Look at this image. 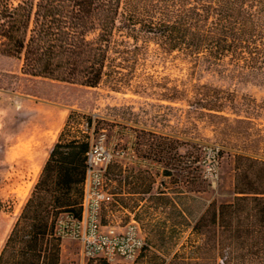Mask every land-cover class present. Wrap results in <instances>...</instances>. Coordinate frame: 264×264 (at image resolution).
I'll return each instance as SVG.
<instances>
[{
  "label": "rangeland",
  "instance_id": "rangeland-1",
  "mask_svg": "<svg viewBox=\"0 0 264 264\" xmlns=\"http://www.w3.org/2000/svg\"><path fill=\"white\" fill-rule=\"evenodd\" d=\"M155 1L134 0L136 11L152 13ZM138 26L130 32L119 17L106 73L93 87L25 75L21 61L7 56L14 65L0 70L11 78L9 83L0 78V249L71 111L77 114L66 136L101 142L112 155L106 182L114 202L103 209V223L128 217L115 202L121 201L123 179L132 189L138 175L144 192L153 179L148 160L158 179V194L151 199L157 208L135 215L146 242L141 255L134 262L87 264H153V253L169 259L185 243L193 211L234 196L235 155L264 158V71L196 59ZM84 115L102 120L95 131V121L88 127ZM211 147L219 148L214 182L204 178L200 164ZM161 167L170 174L160 184ZM59 242L60 264H84L77 240Z\"/></svg>",
  "mask_w": 264,
  "mask_h": 264
},
{
  "label": "trees",
  "instance_id": "trees-1",
  "mask_svg": "<svg viewBox=\"0 0 264 264\" xmlns=\"http://www.w3.org/2000/svg\"><path fill=\"white\" fill-rule=\"evenodd\" d=\"M123 2L0 0V54L18 58L25 75L93 87L106 73L121 17L130 32L139 24L169 49L264 71V0H157L152 13L136 11L134 0H126L124 8ZM74 114H68L4 240L0 264H60L54 223L63 212L80 215L90 146L88 138L66 136ZM84 116L88 127L95 121L94 131L102 121ZM235 158L232 199L211 201L181 249L169 259L153 253V264H264V158ZM163 173L170 174L169 169Z\"/></svg>",
  "mask_w": 264,
  "mask_h": 264
},
{
  "label": "built area",
  "instance_id": "built-area-1",
  "mask_svg": "<svg viewBox=\"0 0 264 264\" xmlns=\"http://www.w3.org/2000/svg\"><path fill=\"white\" fill-rule=\"evenodd\" d=\"M111 156L101 142L90 143L85 153L86 172L80 215L76 217L63 212L54 223L56 236L79 242L84 264L91 259L111 261L115 258L134 262L146 246L139 224L134 218L124 223L121 220H110L107 223L102 221L103 209L114 202L113 193L106 182ZM200 164L204 178L214 182L219 176V148H207Z\"/></svg>",
  "mask_w": 264,
  "mask_h": 264
},
{
  "label": "crops",
  "instance_id": "crops-1",
  "mask_svg": "<svg viewBox=\"0 0 264 264\" xmlns=\"http://www.w3.org/2000/svg\"><path fill=\"white\" fill-rule=\"evenodd\" d=\"M13 65H14L13 61H12V59H10V57H7V56L0 57V66L4 67V68H0V70L2 69V71L8 72V70L6 68H11ZM0 78L5 83H9L11 80L9 75L3 74L1 72H0ZM138 161L142 162V163L145 162L144 160H140V159ZM155 167H156V165L154 163H151V160H148V169H149L148 173L153 174V179H152V181H151V179L149 180L148 187L144 192H141L139 189L140 178L138 177V175L134 176V180L132 182V185H133L132 189L130 187L131 182H127V184L125 185V182L123 179V181H122L123 183H122V187H121L122 190L119 192V196H121L119 198L121 201H118V206H119L118 211L122 214V216H125L126 213L128 216L127 218L124 219V221H122L123 223L126 222L128 219H131V218H134L138 222V220L135 218V215L138 214V211H140V209L146 208L148 210V212H150L151 209L157 208L155 203H153L151 206V199L156 198L155 196L158 194V192H157L158 190H156L157 184H158V179L156 177V173L153 170H151V169H156ZM159 173H160L159 174L160 184L162 182L166 183L165 180L169 176V174L163 173V167H161L159 169ZM160 193L161 194H163V193L170 194V192H160ZM129 201H133L134 204L129 205ZM203 211H204V207H202L201 209H196L195 211H193L191 214V217L190 218L188 217V219L190 220V223L193 224L198 219V217L200 216V214ZM138 224L140 227L139 222H138ZM2 228H3L2 225H0V230ZM140 232H141V229H140Z\"/></svg>",
  "mask_w": 264,
  "mask_h": 264
},
{
  "label": "bare ground",
  "instance_id": "bare-ground-1",
  "mask_svg": "<svg viewBox=\"0 0 264 264\" xmlns=\"http://www.w3.org/2000/svg\"><path fill=\"white\" fill-rule=\"evenodd\" d=\"M21 138V137H20ZM33 138V137H32ZM22 139V138H21ZM33 140V139H32Z\"/></svg>",
  "mask_w": 264,
  "mask_h": 264
}]
</instances>
